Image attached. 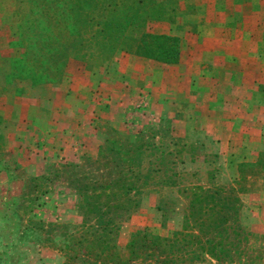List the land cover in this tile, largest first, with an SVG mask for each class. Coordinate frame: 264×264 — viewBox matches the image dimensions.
I'll return each instance as SVG.
<instances>
[{"label": "rangeland", "instance_id": "1", "mask_svg": "<svg viewBox=\"0 0 264 264\" xmlns=\"http://www.w3.org/2000/svg\"><path fill=\"white\" fill-rule=\"evenodd\" d=\"M177 2L173 23L154 21L147 31L181 38V58L192 76L178 93L172 65L125 52L109 68L89 70V64L72 60L59 83L38 89L23 84L24 96L2 93L0 264H93L83 251L67 249L84 219L73 179L93 186L101 175L106 186L114 170L104 164L119 158L110 152L113 142L141 147L144 159L138 170L144 178L135 180L140 190L121 199L125 210L115 234L125 258L137 231L167 238L182 231L191 221L193 189L202 187L234 191L242 208L226 234H215L211 249L218 258L203 256L193 264H264V233L249 224L264 188V0ZM16 6L17 0H0V63L19 55L12 47ZM221 55L229 60L219 59L226 67L222 74L200 75L205 79L193 90L204 64L190 58ZM134 62L150 78L120 75L119 86L117 66ZM99 98L105 102L98 104ZM225 137L233 143L222 154L215 142ZM120 166L127 172L128 164Z\"/></svg>", "mask_w": 264, "mask_h": 264}, {"label": "trees", "instance_id": "2", "mask_svg": "<svg viewBox=\"0 0 264 264\" xmlns=\"http://www.w3.org/2000/svg\"><path fill=\"white\" fill-rule=\"evenodd\" d=\"M179 9L177 0H17L18 31L12 47L19 55L0 63V97L5 92L24 96L23 84L38 89L59 83L72 60L89 64V70L109 68L116 55L125 52L176 65L182 55L181 38L152 34L147 27L154 21L173 23ZM4 128L0 116V144ZM111 145L110 152L119 158L104 164L114 170L106 186L97 173L93 186L84 185L78 177L73 179L84 219L80 235L70 236L67 249L83 251L93 264H193L203 256L218 258L211 249L215 234L222 237L227 233V225L240 218L242 203L234 191L202 187L193 189L187 217L191 221L182 231L173 238L137 231L127 246L128 257L120 253L115 232L125 210L121 199L140 190L135 180L144 178L138 171L144 159L141 147L133 150L116 142ZM120 162L128 164L127 172ZM104 197L115 201L105 203Z\"/></svg>", "mask_w": 264, "mask_h": 264}, {"label": "crops", "instance_id": "3", "mask_svg": "<svg viewBox=\"0 0 264 264\" xmlns=\"http://www.w3.org/2000/svg\"><path fill=\"white\" fill-rule=\"evenodd\" d=\"M204 29H205V32H207L208 27L206 26ZM201 44H202V47H204V46H206L207 43L204 40H202ZM218 57L219 56H213V57H211L212 60L208 59V57L204 58L203 60H201L200 57H198V58L195 57L194 59L190 58L191 61L200 62V64H202V65L204 64V66H203L204 69L202 67L201 68L199 67L198 69L200 72L196 73V76L193 77V80H195V79L197 80L196 83L193 82L191 84V85L194 84L196 86V87H194L193 90L196 91V89H198V84H199L198 80L205 79L204 77H200V75L201 76L204 75L207 77L212 76V78H216L217 76L222 74V70L225 69L226 67H225V65H223V66L219 65L221 63L219 59H221V61H223V63H227V62H229V60H228V57H226L224 55L223 56L221 55V57H219V58ZM225 60L226 61L228 60V61L225 62ZM135 63L136 62L127 66L126 68H124L123 65L117 66V68L114 72H115V75L117 78L116 82L119 86H124L122 83L119 82V76L120 75H121V77H123L124 74L127 75L128 77H130V76L131 77L132 76L139 77V79L141 78V80H147V78H150L149 72L147 70L140 68V67H137L138 64L135 65ZM187 63H188L187 58H185L183 56L178 64L170 66V74H171V76H174V81H175V87H174L173 91L176 93H178L180 91V86L183 85L184 82L188 79L187 76H192V73H190V71H188ZM194 64H196V63H194ZM163 76H165V75H163ZM163 76L162 75L158 76V78L162 79ZM141 85H143V83H141ZM125 87H121V88H125ZM100 100L105 102L103 98H101V99L99 98L98 104H99ZM122 100L119 102H122ZM125 103L126 102L123 101L121 103V105L123 106ZM83 112L82 113L85 114V111H83ZM121 123H122V121H121ZM118 125L119 124H116L114 126L117 127ZM119 126H121V124ZM231 142L233 143V140H231V137H225L224 139L223 138L218 139L215 142L217 152H221L222 154H225L229 145L231 144ZM258 157L259 156L256 157V159H255L256 161L258 160ZM260 196H261L262 200L258 202V205H256V207H258V208H256L257 209L256 212H252V214H254V215L251 217V222L249 224L252 227L253 232L263 234L264 233V212H262L261 214H259L258 212H259V209H264V188H263V191L260 193ZM250 197L251 198L252 197L257 198V195L253 194ZM243 202L245 204H251V202H253V200L252 199H246ZM245 219L247 220L246 217H245Z\"/></svg>", "mask_w": 264, "mask_h": 264}]
</instances>
